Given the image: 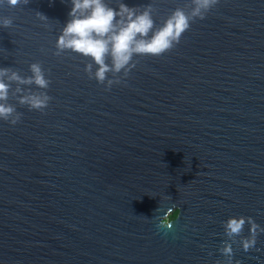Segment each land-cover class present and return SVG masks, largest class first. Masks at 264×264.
<instances>
[{
    "label": "water",
    "instance_id": "1",
    "mask_svg": "<svg viewBox=\"0 0 264 264\" xmlns=\"http://www.w3.org/2000/svg\"><path fill=\"white\" fill-rule=\"evenodd\" d=\"M125 2L151 3L157 26L192 7ZM70 7L0 4L12 19L0 68L29 77L37 63L49 81H9L19 119L0 120V264H225L223 221L264 226V0H218L172 48L108 72L120 80L109 87L89 77V57L57 52ZM29 92L47 106L21 103ZM232 247L241 264H264V232Z\"/></svg>",
    "mask_w": 264,
    "mask_h": 264
},
{
    "label": "clouds",
    "instance_id": "2",
    "mask_svg": "<svg viewBox=\"0 0 264 264\" xmlns=\"http://www.w3.org/2000/svg\"><path fill=\"white\" fill-rule=\"evenodd\" d=\"M5 0H0L3 4ZM10 6L17 5L21 0H6ZM68 19L56 37L57 52L70 50L81 56L89 57L85 64V71L90 78L98 83H105L106 87L120 80L117 77L106 79L108 72L117 73L123 70L125 76L135 66L133 56H158L179 42L182 33L190 27L194 18H204L207 11L212 9L218 0H192L190 12L183 8H174L157 26L153 19L152 4H128L125 0H70ZM113 4L115 6H113ZM41 19H47L43 13H37ZM12 23L8 16L0 15V27H7ZM93 64L97 65L92 72ZM32 75L21 77L8 68H0V120H8L15 124L19 114L13 115L15 108L6 103L9 81L20 83H34L40 87H47L48 79L37 63L30 65ZM17 91H20L18 88ZM50 97L46 93L29 92L19 97L21 103H27L30 108L42 109L47 106ZM172 212L167 207L162 216ZM161 217V216H160ZM159 226L168 228L172 222H162ZM247 222L248 235H240ZM224 234L228 239L223 240L218 251L226 257L225 264H241L239 259H233L232 244L239 236V245L244 251L255 246L258 232H264V226L257 223L252 216H229L223 221Z\"/></svg>",
    "mask_w": 264,
    "mask_h": 264
},
{
    "label": "trees",
    "instance_id": "3",
    "mask_svg": "<svg viewBox=\"0 0 264 264\" xmlns=\"http://www.w3.org/2000/svg\"><path fill=\"white\" fill-rule=\"evenodd\" d=\"M177 215V210L173 211L170 215H169V220H172L176 217Z\"/></svg>",
    "mask_w": 264,
    "mask_h": 264
},
{
    "label": "rangeland",
    "instance_id": "4",
    "mask_svg": "<svg viewBox=\"0 0 264 264\" xmlns=\"http://www.w3.org/2000/svg\"><path fill=\"white\" fill-rule=\"evenodd\" d=\"M169 216V215H168Z\"/></svg>",
    "mask_w": 264,
    "mask_h": 264
}]
</instances>
